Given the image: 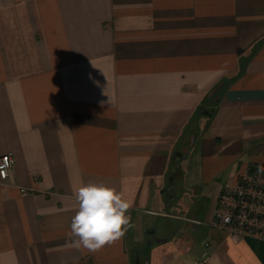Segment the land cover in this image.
<instances>
[{"label": "crops", "instance_id": "0c3cea01", "mask_svg": "<svg viewBox=\"0 0 264 264\" xmlns=\"http://www.w3.org/2000/svg\"><path fill=\"white\" fill-rule=\"evenodd\" d=\"M7 153L0 264H264V242L195 217L264 164V0H0ZM90 181L131 204L95 253L65 247ZM156 216L172 235L150 237Z\"/></svg>", "mask_w": 264, "mask_h": 264}, {"label": "clouds", "instance_id": "9594fccd", "mask_svg": "<svg viewBox=\"0 0 264 264\" xmlns=\"http://www.w3.org/2000/svg\"><path fill=\"white\" fill-rule=\"evenodd\" d=\"M75 215L66 234L65 247L101 251L123 238L131 226L130 202L104 183H81L74 189Z\"/></svg>", "mask_w": 264, "mask_h": 264}, {"label": "built area", "instance_id": "2783aa9c", "mask_svg": "<svg viewBox=\"0 0 264 264\" xmlns=\"http://www.w3.org/2000/svg\"><path fill=\"white\" fill-rule=\"evenodd\" d=\"M15 162L13 153L0 158L2 180L9 178ZM207 223L227 235L264 242V164H251L222 186Z\"/></svg>", "mask_w": 264, "mask_h": 264}, {"label": "rangeland", "instance_id": "374dc122", "mask_svg": "<svg viewBox=\"0 0 264 264\" xmlns=\"http://www.w3.org/2000/svg\"><path fill=\"white\" fill-rule=\"evenodd\" d=\"M181 162V161H180ZM178 165V164H177ZM178 184H181L179 180H176V187L174 188V193L178 194L180 193L179 188H177V186H179ZM203 189V188H202ZM208 189H206V194H204V196H202L201 198H199L197 201V205H196V212H195V217L197 216L201 221H202V225L200 226L202 229H207L209 226L207 225V216L209 214V210L211 207V196L208 195ZM157 220H154V222L156 223V226L158 227L157 232L150 236L152 238L158 239L164 236H170L171 234V229L169 228L167 222L164 220L163 217H157ZM200 234H203L200 232ZM199 234V238L198 241H200V243H205L206 238L204 235H200Z\"/></svg>", "mask_w": 264, "mask_h": 264}]
</instances>
